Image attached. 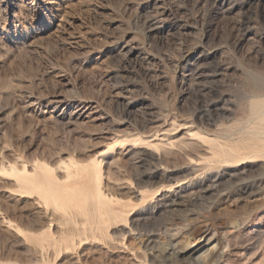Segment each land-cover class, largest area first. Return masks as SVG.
<instances>
[{
	"label": "rangeland",
	"instance_id": "374dc122",
	"mask_svg": "<svg viewBox=\"0 0 264 264\" xmlns=\"http://www.w3.org/2000/svg\"><path fill=\"white\" fill-rule=\"evenodd\" d=\"M151 1L0 0V264H160L150 254L148 235L164 245L187 239L193 229L192 218L154 211L162 187L202 183L231 165L244 168L247 183H261L264 195V155H244L264 144V88L253 82V76H264V1L237 0L241 12L221 15L194 0H175L187 6L193 36H178V27L171 26L178 40L170 35L148 41L140 17ZM248 15L252 34L238 43ZM129 38L156 56L163 49L170 54L132 73V84H118L121 60L113 42ZM185 38L217 45L230 66L215 82L230 95V107L215 122L197 119L200 99L181 80L178 42ZM122 93L128 99L119 98ZM129 101L139 104L125 106ZM145 104L155 107L152 121ZM146 141L154 159L141 154ZM215 144L241 157L217 161ZM26 176L36 187L24 182ZM194 210L197 221L211 220L207 203L195 202ZM243 214L236 218H248L221 264H264V206ZM184 263L198 264L194 258L173 264Z\"/></svg>",
	"mask_w": 264,
	"mask_h": 264
},
{
	"label": "bare ground",
	"instance_id": "6f19581e",
	"mask_svg": "<svg viewBox=\"0 0 264 264\" xmlns=\"http://www.w3.org/2000/svg\"><path fill=\"white\" fill-rule=\"evenodd\" d=\"M180 2H182V1H180ZM185 2L187 4V0L186 1L184 0V3ZM194 3L196 4V7L197 6L198 7L199 6L201 7L202 5L203 6L204 5L205 6L207 5L211 11H213V12L215 11L216 13H219L221 15H230V14H234L235 15L234 12L236 10H239L242 7L237 2V0H194V2L191 3V4H194ZM189 4L190 3H188V5ZM248 6H250V5L248 4ZM186 7H183V5L180 6L179 3L177 4L175 2V0H152L147 5V9L144 11V13L143 14L141 13L142 15L140 17L141 18L140 21L142 22V27H143V33L142 34L145 36V39H147L148 41L154 40V39H157V38L160 39V40H162L163 37L168 39L167 36L172 35L174 37V40H178L177 36L174 33L172 34V32H169V27H171V26L178 27V32L177 33L175 32L178 36H180V35L187 36L188 33L191 34L190 32L195 27L194 26L195 23H193V21L191 22L188 19L189 17L187 18L185 16L186 14L184 15V10H187ZM190 7L192 8V6H190ZM194 9H196V8H194ZM204 10L206 11L205 7H204ZM240 12H241V9H240ZM137 16L139 17V15H137ZM252 21L253 20H252L251 16L248 15L246 17V20H245V23H244L245 24L244 31L242 30L243 28L241 29L243 31V33L241 35V38L238 39V43L241 40L250 39V35L252 34V32L250 30L251 29V23H252ZM139 28H140V26H139ZM113 29H114V27H113ZM114 31H115V29H114ZM260 37H262V36H260ZM165 42H166V40H165ZM176 42L177 41H174L173 43H176ZM204 42H205V40H204ZM178 43H180V45H178V48L181 47V51H180L181 53L179 54V58L177 56V58H178V62H177L178 63V67L180 65L181 68H182V73H180L181 74V80H183V82H185V83H189V85H193L194 86V91H195V93L197 95V98L200 99V102H198V103H200V105H199L198 110H197L198 117L199 118H197V119H201L203 121H206L207 123L215 122V120L213 119V117H223L224 116L223 114H225L226 111L230 107V99H229L230 95L228 97V95L226 93H224V91L223 92L220 91L215 86V82L218 81V78L221 77L226 71L228 72V70H230V66L227 65L223 61V59L221 60V58H219L218 52H219V49L220 48L217 45H211V44L210 45H208V44L206 45V44H201V43H191L189 41V39L187 40L186 38L183 39L181 42H178ZM150 45H151V43H150ZM170 45H171V43H170ZM166 46H167V44H166ZM175 46H172V47H175ZM176 47H175V49H177ZM172 50H170V52ZM113 51L115 52V55H117V58H119L121 60V63L118 60L119 61V65L121 64V66L119 68V71H117L115 73V75H114L115 82L118 83V84H122L123 82H126L128 84H132L131 82L133 80L130 79V78H132V77H130V75L132 73H134V72L136 73V71L139 72L138 70H140V69H142V70H145L146 69L147 70V69H149L150 65L153 62H154V64H156L155 61L157 59H159L158 57L166 58L167 55L169 56V54H170L169 53V50H167V49L164 50L163 49V51L161 50L162 52L160 51L161 53L159 54V56H156L155 54H153L150 51H148V49L144 45H142L139 42H137V41H135L133 39H130V38L128 40H124V39L123 40H120V39L118 40V39H116V41L113 42ZM166 51H168V53H166ZM115 55H113L112 57L114 58ZM168 59H170V58H168ZM210 63H214L215 69L210 70V68H209V64ZM151 67H153V66L151 65ZM115 68H117V67H115ZM115 70L116 69H114V71ZM155 75L158 76L157 74H155ZM135 76H134L133 79H135ZM220 79H222V78H220ZM183 82H182V84H183ZM253 82L254 83H261L260 88H264V76H253ZM185 83H184V85H185ZM221 88H222V86H221ZM189 92H190V90H189ZM128 94H129V92H128ZM196 95H194V96H196ZM126 96L127 95H125V94L122 93L121 96H119V98L121 97L123 100H126V99H128V98H126ZM123 100H121V101H123ZM194 102H196V101H194ZM137 104H139V103H132V102L129 101V102H126L125 103V106H136ZM141 108H142V106H141ZM154 108H153V105L145 104V108H144L145 109V112L144 113H146V115L150 116V119H149L150 121L153 120L152 117H153V114H154ZM263 109H261V110H263ZM260 112H258V113H260ZM262 112H264V111H262ZM227 117H228V115H227ZM253 117H254V115H253ZM202 127H204V126L202 125ZM124 135H128V134H124ZM261 135H262V133H261ZM109 136H110V134H109ZM118 136L120 137V135H117L116 137L118 138ZM127 137H129V136H127ZM140 137H142V136H140ZM114 141H115V139H114ZM114 141H112V143ZM120 141H122V140H120ZM120 141L118 142L119 144H120ZM128 142H126V143H128ZM113 144H115V143H113ZM151 146H152V144L150 142H148V141H146L145 142V145L142 146L141 154L143 155V158L144 159H147V160L148 159H154L152 156L148 155V150L150 149ZM215 146H217V149H216V160L217 161L228 162V161H233V160L241 157L240 156V153H238L233 148H224V147H222L220 145H217V144H215ZM127 147H128V145H127ZM104 151H106V149ZM125 151H126V149H125ZM105 153H107V151L106 152H102L101 154L104 155ZM209 155H210V153H209ZM244 155H245L246 158H250V157L253 158L254 156H263L264 155V144L255 146L250 152L244 153ZM158 163H159L158 165H160V162H158ZM193 163H195V162H193ZM244 165H245V163H244ZM34 166H36V165H34ZM92 166H94V165H92ZM191 166H193V165H191ZM262 166L264 167V165H262ZM156 168H158V167H156ZM194 168H198V166L197 167L194 166ZM11 169L15 170L16 168L11 167ZM149 169H151V168H149ZM175 169H176V167H175ZM96 170H97V168H96ZM22 171H23V173L26 172V167L25 166L23 167V170ZM19 174H21V173H19ZM26 174L27 173H25V175ZM246 175L244 174V168L242 169L241 167H236V166H231V165H225L224 166V169L220 173L215 174L214 176H212L211 178H209V179H207L205 181H202L201 180L202 183H198V184H194V183H180V181H179V183H171L168 188L165 187L166 189L164 187H162L161 188L162 189L161 192L158 193L157 198L155 200V203L153 204L154 211L156 210V211L161 212L162 213V214L160 213L161 215H164L163 213H165V214L176 215V216L182 215L184 217L192 218L193 219V222H192L193 229L191 231H189L188 233H186V235L188 237L187 239L181 240V241H179L180 239L178 241L176 239H172V240L167 239V240H169V242L166 240L168 243H164V245L159 244V243L162 242V240H161V242H157V241H155L156 239L154 240L152 236H149L148 235V237L146 238V241H147V243L149 245V249H150L151 256L154 259L158 260L160 262V264H173V263H176V262H179V261L180 262H183V261L189 260L190 258H194V260L198 264H221L222 261H223V259H224V257H225V255H226V253H227V251L229 250L230 247H232L231 245H233V244H231V241L233 240L232 238L235 236L234 233L240 227L243 226V224L246 222V220L248 218L247 217L248 215H250L251 213L255 212L256 210H258L259 208H261L262 206H264V195L262 194V190H261V186H260L261 183H259V182L258 183H253V182L252 183H247L248 181H247V179L245 177ZM247 176H249V174ZM254 178H256V177L254 176ZM252 179H253V177H252ZM23 180H24V182L27 185H29L31 187H34V186L36 187V182H35L34 179H32V178L29 179V177H27V178H23ZM138 181H139V179H138ZM150 182H151V180H150ZM138 185H140V184H138ZM154 185H155V183H154ZM230 185L235 186V187L237 186L236 187V190L229 191L228 186H230ZM98 191H100V189H98ZM59 198H60V196H59ZM195 202L203 203V205H204V202H205V203H207L213 209V215H211L212 218H210V216H209V218L211 219L210 221H208V222L197 221L196 216H195V212H194L195 211L194 210V203ZM201 207H202V205H201ZM206 208H207V206H206ZM242 208H243V212L240 213V210L239 209H242ZM61 209H62V207H61ZM97 210H98V207H97ZM207 210H208V208H207ZM88 211H90V210L88 209ZM94 211H95V209H94ZM118 211H116V212H118ZM121 211H123V210H121ZM114 212H115V210H114ZM87 213L90 214L89 212H87ZM87 213H86V215H87ZM121 213L123 214V212H121ZM91 214H90V216H91ZM97 214H98V212H97ZM242 214L243 215L247 214L246 215L247 218H244L245 216H243L241 219H239V217H238V219H239L238 220L236 217L239 216V215L242 216ZM92 216H94V215H92ZM165 216H167V215H165ZM206 217H204L205 220H207ZM109 218H110V216H109ZM119 218H120V216H119ZM88 219H89V217H88ZM113 219H114V217H113ZM113 219H112V221H113L112 223L115 222ZM202 219H203V217H202ZM86 220H87V218H86ZM92 220H94V218H92ZM95 220H96V217H95ZM132 220H134V219H132ZM100 221L101 220H99V222ZM141 221L142 220H140V223H141ZM176 221H177V219H176ZM116 222H117V220H116ZM142 222H144V221H142ZM190 223L191 222H189L187 224L190 225ZM101 225H102V222L99 223L100 229H101ZM137 225H139V224H137ZM165 226H167V225H165ZM182 227H184V226H182ZM169 228H171V227H169ZM173 228L174 227H172V229ZM187 228H186V230L189 229V228L188 229ZM92 229L93 230H96L97 228L94 229V227H92ZM119 229L123 230L122 228H119ZM131 229H132V227H131ZM137 229H138V227H137ZM163 230H164V228H163ZM166 230H164V231H166ZM168 230H167V232H168V234H170ZM140 231H141V228H140ZM143 231H145V230H143ZM124 232H126V231L124 230ZM152 232H154V231H152ZM167 232H166V234H167ZM133 233H135V230H134ZM162 234H163V232H162ZM171 234H173V233H171ZM118 235H121V234H118ZM142 237H143V234H142ZM103 238H105L104 235H103ZM168 238H170V237H168ZM166 241H164V242H166ZM143 242H144V240H143ZM146 249L147 248H145V250Z\"/></svg>",
	"mask_w": 264,
	"mask_h": 264
}]
</instances>
